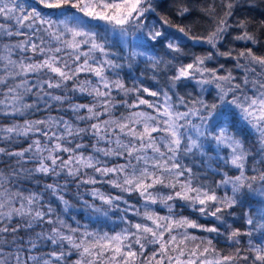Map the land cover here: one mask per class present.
<instances>
[{
    "label": "snow or ice",
    "instance_id": "1",
    "mask_svg": "<svg viewBox=\"0 0 264 264\" xmlns=\"http://www.w3.org/2000/svg\"><path fill=\"white\" fill-rule=\"evenodd\" d=\"M245 6L255 0H0V264H264V52L252 47L264 37L250 17L233 19ZM194 11L207 17L203 32L184 22ZM138 63L157 86L143 72L126 85L120 71ZM118 105L127 113L117 117ZM70 183L78 195L106 184L142 205L92 187L101 206L81 195L85 208L118 212L124 227L99 231L72 217L74 226L64 218ZM173 201L212 222L178 214ZM236 208L242 227L228 222Z\"/></svg>",
    "mask_w": 264,
    "mask_h": 264
},
{
    "label": "trees",
    "instance_id": "2",
    "mask_svg": "<svg viewBox=\"0 0 264 264\" xmlns=\"http://www.w3.org/2000/svg\"><path fill=\"white\" fill-rule=\"evenodd\" d=\"M217 2V6H219V0H216ZM206 3H211V0H194V5L196 4H206ZM168 8H171L172 5L171 3H169L167 5ZM242 17H250L253 20V24L250 27V30L255 31L258 35L264 37V32L260 31V22L262 20H264V0H255V7L253 8H248L247 6L242 7V8H238L236 10V14L235 17H233V19L236 18H242ZM185 23H189V24H193L194 25V31L197 32H203L206 30L207 28V17L202 16L199 12L194 11L192 13V15L190 17H188L185 21ZM234 46L242 49L245 47L243 42H233ZM252 46V45H249ZM255 47L258 51L260 52H264V41H262L261 44H258L256 46H252ZM221 48H224V45H221ZM207 50L206 46H201V45H197L194 46L191 51L196 52V53H201ZM158 52L162 53L161 49H157ZM219 62H223V63H227L229 65L232 64L231 61H219ZM212 63H216V62H212ZM210 66H212V64H210ZM141 72L144 73V76L142 77L144 79V83L146 86H157L155 85L154 81H152L151 79H149L148 77L151 75V73L146 69L145 65L143 63H138L137 65H134V67L130 70L127 67H125L124 69H122L120 71V75L123 77L125 83L127 86L131 87L133 84V79L135 77H140L141 76ZM90 79H95L94 77H89ZM81 79H83V76H81ZM165 83V80L163 78V74H161V79H160V84L163 85ZM191 90V87L188 89ZM181 93H183L184 89L181 88L180 89ZM114 95H116L114 93ZM129 100H132L133 97L129 96L127 97ZM147 99L151 100L154 98L151 97H146ZM92 98L91 97H81L79 96V94H77L74 97V102H89ZM116 99L122 100L124 99V97L122 95H116ZM66 107V105H65ZM142 108L144 106H141ZM127 109H125L122 106L117 107V109L115 110V115L117 117H119L122 113L126 114L127 113ZM59 113L56 110L52 111V115H58ZM46 115V113H38L37 116H43ZM71 117V113H67V115L65 116L66 119ZM32 118H36V117H32ZM106 117H101V119H105ZM0 123H7V121L0 119ZM81 126H83V123H81ZM85 143H88V139L86 138ZM27 146V142H21L20 144L17 145H13L12 147L14 149H19L22 147H26ZM249 146L253 148V151H255V140L254 138H250L249 139ZM90 151V149H89ZM117 161H111V163H114ZM118 162H123V161H118ZM31 167V165H29ZM0 168H3L5 171H8V168L4 165V164H0ZM91 171V170H88ZM213 178L209 177V182H211ZM26 188L27 187H31L33 190L39 189L40 191L43 192V185H35V184H31V183H26L24 185ZM92 187H96V188H100L101 191H104L106 193H110L112 195H121L123 196L125 199H127L129 201L130 204H135L137 207H141L142 205V201L140 200V198L138 197L137 194L133 193L132 195H128L127 193H118V191L116 189L110 188V186L106 185V184H97V185H84L79 189V193L80 195L77 194L78 190L75 186V183H70L69 187L67 189V191L65 192V199H68L69 202L73 205V207L64 214V218L68 220L69 223H72L75 226V221L72 219V217H75L77 220L80 221L81 224H85L88 225L89 228L94 229V230H99V231H108V232H118L120 231L121 228L124 227V225L119 221L118 216L119 213L118 212H113V211H109L108 217H104V216H100L96 213H94L91 209H86L85 205L83 203V201L81 200L80 196L82 195L83 198L85 200H87L89 203H94L97 207L101 206V202L99 200H95L93 201L92 197L90 195H87V191L89 189H91ZM153 191H158L161 192L162 194H167L171 191V189H167V188H161V187H157L156 189H153ZM44 200L45 201H50L52 203V205L54 207L57 208L58 212H61L63 209V206L60 205L59 201H57L55 199V197H52L50 193H44ZM173 203L175 205H177L174 208V211L177 212L180 215L183 216H188L191 219L194 220H198L199 223L201 224H210L212 221L210 218L205 219L204 217L200 216V214L198 212L193 211L191 208L186 207L183 205V202L180 201H173L170 202ZM122 207L124 205H121ZM104 208H107V206H103ZM152 208L159 214V215H168V211L167 208H165L164 206L160 205V204H156L153 205ZM143 210V209H141ZM235 212V216L234 217H229L228 218V222L229 223H233V220L235 221V223L233 224V227H242L243 226V221L241 218V209L240 208H236L233 210ZM129 219L133 222H139L140 218L137 216H132L131 213H129ZM45 228H48L50 226L48 225H44ZM40 229L37 228L36 231H39ZM190 232H192L195 235L198 236H212L215 237V234H209V233H205V232H198L195 229H190ZM21 235H24V233H21ZM242 240L244 241V243L241 245V247L246 246V242H247V238L246 237H242ZM215 246L219 249H221L224 253H228L231 249L229 247V245L227 244V242L225 241L224 237H218V238H214L213 240ZM71 259H75V256L71 257ZM241 264H244V262L242 261Z\"/></svg>",
    "mask_w": 264,
    "mask_h": 264
}]
</instances>
